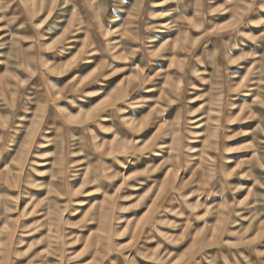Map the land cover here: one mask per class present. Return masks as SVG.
<instances>
[{"label": "rangeland", "instance_id": "374dc122", "mask_svg": "<svg viewBox=\"0 0 264 264\" xmlns=\"http://www.w3.org/2000/svg\"><path fill=\"white\" fill-rule=\"evenodd\" d=\"M0 264H264V0L0 2Z\"/></svg>", "mask_w": 264, "mask_h": 264}, {"label": "clouds", "instance_id": "9594fccd", "mask_svg": "<svg viewBox=\"0 0 264 264\" xmlns=\"http://www.w3.org/2000/svg\"><path fill=\"white\" fill-rule=\"evenodd\" d=\"M0 2H3V0H0Z\"/></svg>", "mask_w": 264, "mask_h": 264}]
</instances>
